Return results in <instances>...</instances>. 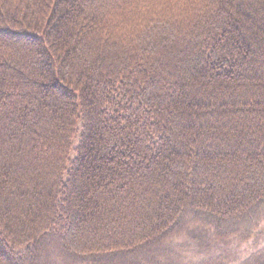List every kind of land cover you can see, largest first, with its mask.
Instances as JSON below:
<instances>
[{
	"label": "trees",
	"instance_id": "16d2710c",
	"mask_svg": "<svg viewBox=\"0 0 264 264\" xmlns=\"http://www.w3.org/2000/svg\"><path fill=\"white\" fill-rule=\"evenodd\" d=\"M263 225L264 0H0V264H264Z\"/></svg>",
	"mask_w": 264,
	"mask_h": 264
},
{
	"label": "rangeland",
	"instance_id": "374dc122",
	"mask_svg": "<svg viewBox=\"0 0 264 264\" xmlns=\"http://www.w3.org/2000/svg\"><path fill=\"white\" fill-rule=\"evenodd\" d=\"M185 239V238H182ZM263 241L264 240V225L261 228V233L259 234L257 241ZM213 245L217 247H221L222 250L223 248L227 249L230 252L231 257H241L245 255L249 251V244L248 243H241L237 240H232L231 243L225 242V243H220V242H213ZM195 254L192 251V255ZM187 255H191V252L188 251ZM196 255H202V252L196 254ZM195 256V255H194Z\"/></svg>",
	"mask_w": 264,
	"mask_h": 264
}]
</instances>
